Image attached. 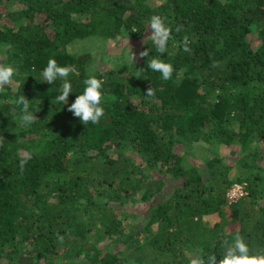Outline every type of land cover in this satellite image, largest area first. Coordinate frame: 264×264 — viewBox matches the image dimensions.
Returning a JSON list of instances; mask_svg holds the SVG:
<instances>
[{
	"label": "trees",
	"instance_id": "1",
	"mask_svg": "<svg viewBox=\"0 0 264 264\" xmlns=\"http://www.w3.org/2000/svg\"><path fill=\"white\" fill-rule=\"evenodd\" d=\"M152 15L172 29L168 80L148 68L159 56ZM86 40L98 58L72 51ZM5 46L18 72L0 93V264H189L197 251L219 260L237 232L264 251V0H0ZM50 58L74 68L67 104L55 99L61 80L43 81ZM90 72L103 80L104 116L84 125L68 105ZM21 95L39 108L28 127ZM232 166L241 174L230 177ZM236 182L245 193L230 200Z\"/></svg>",
	"mask_w": 264,
	"mask_h": 264
},
{
	"label": "clouds",
	"instance_id": "2",
	"mask_svg": "<svg viewBox=\"0 0 264 264\" xmlns=\"http://www.w3.org/2000/svg\"><path fill=\"white\" fill-rule=\"evenodd\" d=\"M166 18L160 15H152L149 21V28L151 29L148 38L155 46L156 52L159 56L153 57L149 63L148 68L152 71L159 72L165 80L172 78L174 71L173 65L165 61L161 57L168 51V43L172 39V29L165 22ZM181 26H177L176 31H181ZM135 31V30H133ZM9 50V46H5L0 51V93H3L7 87L13 84V77L17 75L18 69L12 64L5 63L2 59L3 55ZM183 51L190 52L187 38H184ZM141 57L149 56V49L146 48L139 53ZM129 59L134 62L135 55L129 48ZM74 72L71 65L60 66L56 60L50 58L46 67L43 69V81L48 84H54L58 79L62 81L60 86V94L55 98L56 101L62 105L68 103V96L72 93V84L68 80L69 74ZM139 77V76H137ZM84 90L81 94L76 95L74 101L68 105V111L77 117L81 123L98 124L104 116V108L102 106L103 80L97 78L94 72H90L87 78L83 81ZM147 96L154 95V89L149 87L147 89ZM15 104L20 108L19 122L21 126L28 127L36 120L34 113L39 108L30 112V100L25 95H21L15 99ZM31 159V153L25 151L19 160V169L21 173L24 171L26 164ZM231 240L227 236L222 241L223 255L217 260L214 253H205L197 251L189 257V264H264V251H252L245 242L239 232L234 235L229 233Z\"/></svg>",
	"mask_w": 264,
	"mask_h": 264
},
{
	"label": "rangeland",
	"instance_id": "3",
	"mask_svg": "<svg viewBox=\"0 0 264 264\" xmlns=\"http://www.w3.org/2000/svg\"><path fill=\"white\" fill-rule=\"evenodd\" d=\"M152 1L157 2V1H160V0H152ZM116 42L110 41L108 45L103 47L104 53H105V55L107 57H108V54H116L117 53V51H116L117 46H115ZM80 43L81 44H79V45L78 44L76 45L75 42L71 43V46L73 47L72 51H75L77 53L91 52L94 58H98L99 57V53L101 51V47L92 46V44H89V41H87V40L85 42H80ZM135 46H136V44H135ZM138 48L136 46V49H134L133 51L137 52ZM99 64H104V62H99L98 61L96 65L99 66ZM230 149H231L230 146H226V145H221L220 146V150H221V154L222 155L229 156ZM197 151L200 153V155H198V156H201V155L204 154V150L202 148L201 149L197 148ZM241 172H242L241 168L236 169L235 166H232L231 169L229 170V176L233 177L235 174H241ZM164 188H166V189L168 188L166 191H171L173 189L172 186H167V185ZM227 192H228V190H227ZM236 194H237V192H236ZM132 204L133 203H130V205H132ZM145 204L146 203L140 205V207L145 209L146 206H143ZM218 219H219V217H218V215L216 213H211L209 215H206V217H205V221L209 225L214 224L216 222V220H218ZM131 220H134V217L130 216L129 218H127L126 222L127 221H131ZM125 225H126V227H128V223H125ZM151 231H153V228H151ZM145 236L142 235V239H144Z\"/></svg>",
	"mask_w": 264,
	"mask_h": 264
},
{
	"label": "built area",
	"instance_id": "4",
	"mask_svg": "<svg viewBox=\"0 0 264 264\" xmlns=\"http://www.w3.org/2000/svg\"><path fill=\"white\" fill-rule=\"evenodd\" d=\"M243 193H245L243 184L236 182L233 183L231 187L228 189L227 196L230 200H232L241 196Z\"/></svg>",
	"mask_w": 264,
	"mask_h": 264
}]
</instances>
